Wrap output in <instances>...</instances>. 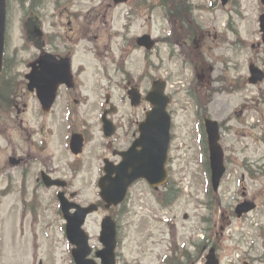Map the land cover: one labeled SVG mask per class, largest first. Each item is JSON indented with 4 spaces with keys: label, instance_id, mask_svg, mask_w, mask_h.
I'll return each instance as SVG.
<instances>
[{
    "label": "rangeland",
    "instance_id": "1",
    "mask_svg": "<svg viewBox=\"0 0 264 264\" xmlns=\"http://www.w3.org/2000/svg\"><path fill=\"white\" fill-rule=\"evenodd\" d=\"M191 2L131 0L116 6L109 0H74L69 9L78 15L72 17L62 16L66 3L59 0H25L24 5L10 0L12 40L8 55L13 74L19 78L41 48L38 41L28 38L27 22L41 26L50 41L49 34L75 36L73 66L81 72L77 84L78 94H83L78 98L88 104L82 106L75 125L81 128L83 122H90L93 138L83 155L76 157L68 147L73 120L63 118L60 111L42 115L36 97L26 88L18 103L20 107L25 103V116L0 109V264H75L58 189L39 184L40 170L49 167L55 175L70 180L65 190L69 197L74 193L78 203H98L97 182L106 152L99 124L105 97L119 107L124 119L133 113L142 117L149 103L132 106L128 83L146 93L158 79L167 80L174 99L170 165L173 185L181 188L180 197L174 199L168 218L163 219L166 211L156 201L158 194L145 182L134 185L129 198L114 212L102 206L89 215L85 229L91 244L95 250L102 247L101 222L111 213L120 222L117 264H166L173 248L190 246L205 227V235L218 247L221 264H264V107L247 111V101L257 96V88L248 83L249 65L253 61L264 66V46L252 48V44L262 42L259 16L264 5L261 0H234L225 6L214 0ZM164 7L173 14L167 16ZM70 19L74 22L71 27ZM146 33L157 40L149 52L137 43ZM56 44L66 45L61 40ZM47 47L53 46L49 43ZM201 69L207 76L203 81L197 79ZM236 77V92L229 91V82ZM203 85L208 87L205 92ZM190 87L196 101L207 105L212 118L227 124L221 131L226 156L229 162V156L238 160L228 162L218 192L226 218L220 217L221 212L215 215L216 208L206 206V201L214 206L216 199L212 189L207 194L211 186L195 102L185 92ZM252 123L256 126L253 129L249 127ZM10 156L24 162L12 166ZM251 159L254 176H248L241 164ZM242 186L259 205L239 219L231 213L243 200ZM204 215H211L210 223H203ZM207 252L208 248L205 255ZM193 259L196 263L199 260L195 254ZM184 264H188L186 260Z\"/></svg>",
    "mask_w": 264,
    "mask_h": 264
},
{
    "label": "flooded vegetation",
    "instance_id": "2",
    "mask_svg": "<svg viewBox=\"0 0 264 264\" xmlns=\"http://www.w3.org/2000/svg\"><path fill=\"white\" fill-rule=\"evenodd\" d=\"M30 1V3H32L33 0H28ZM74 0H59V2L61 3H66V6L63 8L65 11H63L62 16H68L69 14L72 15V17H77L78 15V11L75 12H71V10L69 9L70 6H72ZM111 1L114 5H119V4H125V3H117L115 0H109ZM131 0H128L127 3H129ZM18 2L20 4H25V0H18ZM10 0H6V17H5V31H4V60H3V67L0 71V109H4L6 111L9 112H16L18 116H25V103L23 105V107L19 106V100H22V95L25 97V88L36 97V100L39 103L40 106V111L42 115H51V114H57L58 111H60L61 114H63V118H71L72 121V128L71 130L68 132V147L69 150L72 154H74L76 157H81V155H83V153L85 152V150L87 149V143L89 142V140L91 138H93V132L91 131V127L92 125L90 124V122H83V127H77L75 125L76 122V118H78L81 115V108L82 106H88L87 102L82 100L81 98H78V95L82 96L83 94L81 92H79L78 94V84H77V76L81 74V72L79 73L77 70H75L74 66H73V54H74V46L76 40L75 36H71L67 33V35L64 33L61 36H56L55 34H49V38L51 39L48 40V33L45 34V31L41 28V26H37V25H31L30 22H27V35L28 38H32L36 41H38L40 48V52L39 54L36 56V58L31 61L29 63V70L24 74L23 78H19V75L17 74H13V65L10 62V58L8 55V50H9V42L12 40V25H11V16H10ZM67 9V10H66ZM74 24L73 20L70 19L68 21V25H70V27ZM25 25V22H24ZM59 40H61L62 43H66L65 46H61V45H57L56 41L58 42ZM45 41V42H44ZM52 44L53 47H50L51 49H49L47 46L49 43ZM73 43V46L72 44ZM256 46L258 47H262L264 46V42L262 40V42L258 45H254L252 44V48H256ZM262 58L261 60H263L264 62V50L262 52ZM46 61H52L55 64L56 68H61L62 66H65L66 63L68 62L70 65V79H68V81H64L60 84L57 85V87L54 86V84L49 85V86H44L40 89L41 92V97L39 96L38 93V89L36 87H31L30 86V78L29 76L31 75L32 71H33V67L34 65H41V67L43 65H45ZM254 66L259 68L262 73H263V81L258 83L257 86H254L253 83H251V79L253 78V69ZM249 75L247 77L248 79V83L257 88V96H253L249 99V101H247L248 104V109L247 111L250 109V111H253V108L256 109V106H260V107H264V88L262 86V84L264 83V66L262 67L261 65L251 61L250 65H249ZM198 75V80H204V78L206 79V74H205V70H202L197 74ZM208 79V78H207ZM225 82H227V80H224ZM238 79L237 77L235 79L231 78V81L229 82V91H236L237 88V83ZM128 89H127V94L129 95L131 93V91H139L142 92L143 94V90L138 86V85H131V82L128 83ZM203 84V83H202ZM203 87H205V85H203ZM205 89L207 90L208 87H205ZM224 89H222L223 91ZM138 93V92H137ZM128 97V96H127ZM43 100H46V103L43 104ZM130 101V100H129ZM144 102V100L141 98L140 100V105H142V103ZM174 101H172L171 103V108L170 110L172 111V105H173ZM131 104V102H130ZM80 105V108H79ZM139 105V106H140ZM199 113L200 116L202 118V123H201V128L203 129V141L204 144L206 143V139H208L207 137V132H206V127H205V119L207 117L212 118L211 114L209 110L207 113V108L205 103H199ZM258 106V107H259ZM174 107V106H173ZM201 107V108H200ZM147 110L144 111V115L141 117L140 115H137L135 113L133 114H129L128 118L124 119V115L120 114V109L119 107L114 104L113 102L110 101L109 96L105 97V105L103 106V108L101 109V115H100V125H101V129H102V133H103V139L105 141L104 143V148H106V152L103 154L102 160H103V169H102V174L101 176L105 175V170H104V164L105 163H112L114 165H118L123 161V156L121 155L122 152L127 151L133 144L134 140L137 138L138 136V132H139V125L141 123V121L145 118V113ZM173 113H175V109L172 111ZM172 113V115H173ZM233 117H237V114L234 115ZM82 118V117H81ZM214 119V118H213ZM123 120L126 121V124L123 123ZM217 120V119H214ZM24 121V120H23ZM219 121V125H220V129L222 131L223 127H227V124H224V122ZM251 129H253L254 127H256L255 125H253V123L249 126ZM74 135H79V141L78 143H76V146L73 147L71 145V140L74 137ZM82 142H83V149L80 153H77V151H79L82 148ZM220 142L221 144L224 146L223 144V140H222V134L220 137ZM80 144V147H79ZM225 149V146H224ZM226 150V149H225ZM230 158V162L233 163H237L238 160L234 159L233 157ZM16 161L17 163L19 162H24V159H14L13 156L9 157V162L10 164L13 166V162ZM225 162L227 164L228 167V162L229 159L226 156ZM229 162V163H230ZM254 160L251 159L250 161L247 160H243L242 161V165H244V167L246 168L247 171V175L251 176V171H252V167L254 166ZM48 169L50 171H48ZM46 175V177H51L53 179H60V180H64L65 184H64V196L67 197L68 193L66 192V188H68L70 186V180H66L67 178L65 176H59V175H55L54 170L52 168H47V169H41L40 170V176L41 175ZM100 176V177H101ZM246 175H244L242 178H245ZM100 179V178H99ZM99 182V180H98ZM97 182V184H98ZM138 184V183H137ZM135 184V185H137ZM55 188V187H54ZM172 178L169 175V179L168 181L160 188H156L155 192L158 194L157 195V199L156 201L160 204V205H166L165 207L167 208L168 204H172L171 201V197H172ZM242 194L244 195L243 200H251L253 202L254 199L249 198L247 196V187L246 186H242ZM59 192V191H58ZM57 192V193H58ZM67 195V196H66ZM69 197V196H68ZM69 198H72L73 201H75V194L73 193L72 195H70ZM71 199V200H72ZM241 202V201H240ZM238 202V203H240ZM237 203V204H238ZM256 203V202H255ZM90 204H95L97 206V210H99L102 206L103 203H101L100 201H98V203H90ZM123 204V203H122ZM121 204V205H122ZM257 204V203H256ZM83 205V204H81ZM125 205V204H124ZM123 205V206H124ZM257 204V208H258ZM86 206V205H83ZM237 207V205H236ZM236 207L233 208V211L236 212ZM112 212H114L115 207L109 208ZM71 212H74V210H72ZM107 214V215H111L112 218L116 221L117 223V228L120 229V222L118 220V216L114 215V214ZM173 226V225H172ZM170 233L173 237V232H172V228H169ZM177 242V241H176ZM177 244V243H176ZM213 246L215 247L216 251L218 249V247L216 245H214L212 242H210V247ZM206 249V248H205ZM205 249H203L201 251V255H199L197 252L194 253L197 258H199L198 262L196 263L195 261L189 262L188 260V256L191 259L189 253L190 250L189 248H183L181 249L180 247H176L175 249L173 248V250L171 251V254H169L167 256V258L165 259V263L166 264H181V261H175V259H177L178 256L182 257V261L186 260L188 264H198L199 262H201V257L204 258V252ZM218 252V251H217ZM193 257V256H192ZM181 262V263H180ZM202 263V262H201ZM200 263V264H201Z\"/></svg>",
    "mask_w": 264,
    "mask_h": 264
},
{
    "label": "water",
    "instance_id": "3",
    "mask_svg": "<svg viewBox=\"0 0 264 264\" xmlns=\"http://www.w3.org/2000/svg\"><path fill=\"white\" fill-rule=\"evenodd\" d=\"M127 0H116L117 3ZM226 4L229 0H222ZM264 3V0H262ZM6 17V0H0V70L3 63L4 53V31ZM262 31L264 32V14L260 18ZM153 40L149 35L139 38V44L145 45L147 48L153 46ZM257 77L253 81L260 78L259 71L253 70ZM30 78V86L38 89L41 97L40 89L44 86L58 84L70 79V65L67 62L65 66L56 68L52 61H46L45 65H34ZM165 82L156 80L153 82V88L146 96V99L152 104V109L147 113L146 120L142 122L140 127L141 136L136 140L134 145L122 154L123 161L119 165L106 163V174L100 178V196L107 203V207L119 205L126 197L129 187L138 179H146L152 186H159L164 183L168 176L167 163L168 151L171 141L172 119L168 112V104L170 97L165 93ZM138 92V91H137ZM131 92V98L134 104L140 103L139 92ZM46 100H43V104ZM207 131L209 134V144L211 152L212 167V184L214 190H218L221 178L225 172L223 161V150L218 143L217 126L212 121H208ZM79 141V135H74L71 145L76 146ZM80 147V144H79ZM82 148L77 151L80 153ZM13 163H17L14 161ZM44 181L48 186L64 185L57 180H51L44 177ZM62 210L67 219V235L70 241L76 245L73 249V257L77 264H97L94 259L89 258L93 249L89 244V235L85 232L83 225L87 216L97 209L95 204L88 207L80 206L70 202L65 198L64 193H60ZM254 204L245 203L238 208L241 215L254 208ZM75 208L74 213L70 212ZM100 241L104 248L96 252L97 257L101 259L102 264H115L117 247V228L112 217L104 218L102 222V231ZM206 264H219V259L215 254V249H211L207 256Z\"/></svg>",
    "mask_w": 264,
    "mask_h": 264
},
{
    "label": "trees",
    "instance_id": "4",
    "mask_svg": "<svg viewBox=\"0 0 264 264\" xmlns=\"http://www.w3.org/2000/svg\"><path fill=\"white\" fill-rule=\"evenodd\" d=\"M166 6H167V5H166ZM164 10H165V13H166L167 15H169V16H170L171 14H173V13L170 11V9H167L166 7H164ZM171 191H172V197H171V199L176 198V197L178 196V194H179V190H178V188H176V187L173 185Z\"/></svg>",
    "mask_w": 264,
    "mask_h": 264
}]
</instances>
